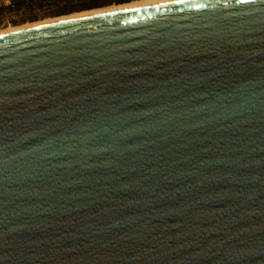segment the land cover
Wrapping results in <instances>:
<instances>
[{
	"label": "water",
	"instance_id": "obj_1",
	"mask_svg": "<svg viewBox=\"0 0 264 264\" xmlns=\"http://www.w3.org/2000/svg\"><path fill=\"white\" fill-rule=\"evenodd\" d=\"M0 264H264V0L0 32Z\"/></svg>",
	"mask_w": 264,
	"mask_h": 264
},
{
	"label": "rangeland",
	"instance_id": "obj_2",
	"mask_svg": "<svg viewBox=\"0 0 264 264\" xmlns=\"http://www.w3.org/2000/svg\"><path fill=\"white\" fill-rule=\"evenodd\" d=\"M103 1L99 7L87 10H81V2L75 0L71 2L54 0L42 4L31 3L24 5L20 10H11L6 8L9 0H0V32L38 23L56 21L85 13L100 12L155 0H132L118 4L113 2L114 0Z\"/></svg>",
	"mask_w": 264,
	"mask_h": 264
},
{
	"label": "trees",
	"instance_id": "obj_3",
	"mask_svg": "<svg viewBox=\"0 0 264 264\" xmlns=\"http://www.w3.org/2000/svg\"><path fill=\"white\" fill-rule=\"evenodd\" d=\"M54 0H9V3L7 5V9L11 10H20L24 5L36 3V4H42L44 2H49ZM72 0H66V2H71ZM74 1V0H73ZM80 1L81 3V10H87V9H93L99 7L104 1L103 0H75ZM132 0H114L115 3H124L129 2Z\"/></svg>",
	"mask_w": 264,
	"mask_h": 264
},
{
	"label": "bare ground",
	"instance_id": "obj_4",
	"mask_svg": "<svg viewBox=\"0 0 264 264\" xmlns=\"http://www.w3.org/2000/svg\"><path fill=\"white\" fill-rule=\"evenodd\" d=\"M158 1H163V0H155V1H150V2H144V3H141V4H137V5L121 6V7L113 8V9H110V10H104V11L92 12V13H85V14H82V15H77V16H72V17H68V18H63V19H60V20H65V19H70V18H76V17L86 16V15H92V14H97V13H103V12H109V11H114V10H120V9L135 7V6L149 4V3L158 2ZM56 21H59V20H56ZM51 22H54V21H51Z\"/></svg>",
	"mask_w": 264,
	"mask_h": 264
}]
</instances>
